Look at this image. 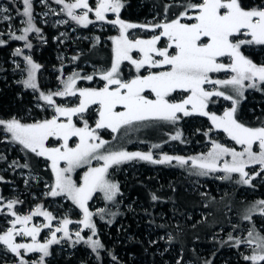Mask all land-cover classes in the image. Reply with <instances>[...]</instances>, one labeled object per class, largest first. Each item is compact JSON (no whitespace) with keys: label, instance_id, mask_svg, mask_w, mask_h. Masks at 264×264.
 I'll list each match as a JSON object with an SVG mask.
<instances>
[{"label":"snow or ice","instance_id":"obj_1","mask_svg":"<svg viewBox=\"0 0 264 264\" xmlns=\"http://www.w3.org/2000/svg\"><path fill=\"white\" fill-rule=\"evenodd\" d=\"M21 3L23 11L18 10V14L26 18L22 21L25 26L22 34L12 32L10 38L24 41V47L31 49L29 33L39 35L41 29L34 23L33 0H21ZM55 3L62 5L60 11L77 25L88 27L93 24L89 14L94 13L95 21L117 27L119 35L111 37L110 67L98 73L99 79L104 82L102 87H78V80L91 82L95 75L81 76L74 72L61 81L62 89L48 94L40 92L39 99L54 111L50 119L23 123L15 117L0 118V136L4 137V141L17 144L27 153L50 162L54 181L48 186L47 195L64 197L82 213V219L78 221L65 215L54 226L56 217L42 206L22 215L16 210L21 201H5L0 196V214L12 217L8 220L10 226L0 233V245L18 258V264H45L50 246L71 239L69 225L73 223L83 227L75 231L76 239L72 243L83 242L99 258V250L104 245L99 239H93L97 235L93 217L98 215L103 219L107 209L93 212L89 202L97 194H102L104 201L116 203L120 187L109 179V169L113 166L137 159L152 164L176 161L180 166L191 162L194 175L208 176L222 172L225 175L221 179L231 180L232 174H238L237 184L254 187L252 180L264 174V125L247 126L239 122L236 113L246 89L264 91V64L258 65L242 51L244 46H264V0L258 3L253 0L250 5L243 0H176L165 5L163 21L147 24L127 23L121 19L120 12L124 7L121 0H95L94 5L89 0H55ZM172 8L180 10L169 18L168 12ZM8 12L9 8L0 7V19L10 21L12 17L6 14ZM108 13L114 14L115 18L109 19ZM136 28L153 34L147 39L130 38L127 30ZM161 41L165 42L164 46H159ZM6 43V40L0 39V45ZM14 55H22V49L17 48ZM23 59L27 65V79L22 81L23 86L37 90L36 73L41 65L29 55H24ZM124 62L134 68L135 75L130 79L123 76L121 66ZM218 73L230 75L224 79L214 78L213 74ZM53 97H76L78 103L72 107L62 106L56 104ZM214 97L231 101L232 106L222 115L209 112L208 107L215 102ZM93 110L97 117L94 127L90 126L86 117ZM192 116L210 120L212 128L204 133L205 136L212 129L219 130L241 150L212 140L211 149L206 154L188 158L165 154L157 159L152 152L107 151L105 145L108 141L102 139L98 132L110 130L118 133L122 128L145 126L152 122L175 125L181 119ZM74 117L77 118L75 121ZM77 121L82 126H78ZM181 135L177 132L171 140H180ZM159 147V144L152 145V148ZM93 161H97L98 166H93ZM18 166L28 167L27 164ZM250 166H259V170L246 171ZM78 169H85L79 181L73 178ZM0 182H3V177H0ZM157 199L153 194L152 200ZM110 215L115 216L116 213L111 212ZM254 215L264 217V199L246 209L242 219L252 221ZM34 217H43L46 223L34 224ZM44 229H48L50 235L41 243L37 237ZM84 229L90 230L92 235L85 238L81 234ZM58 233H62V237H58ZM18 236L30 237L31 242L17 243ZM228 240L236 247L244 244L251 248V255H243L245 261L250 264L264 262V234L255 225L247 231L246 237H233L229 233ZM25 253H38L39 256L28 260ZM112 259L116 260V257L112 256ZM206 264H211V261H206Z\"/></svg>","mask_w":264,"mask_h":264},{"label":"trees","instance_id":"obj_2","mask_svg":"<svg viewBox=\"0 0 264 264\" xmlns=\"http://www.w3.org/2000/svg\"><path fill=\"white\" fill-rule=\"evenodd\" d=\"M8 2L11 3L15 11H20L19 2L16 0ZM122 2L124 8L120 17L123 20L134 24H147L153 20V23L163 21L165 5L174 3L176 0H122ZM243 2L250 5L253 0H243ZM256 2L258 3L259 0ZM179 10L178 8L170 9L168 17L173 18ZM34 23L41 29V33L39 35L29 33V42L32 44V48L25 49H28L33 60L41 65L38 74L39 89H44L43 73L51 76V80L57 85L59 80L58 82L55 80V74L52 71L55 70L56 74L58 76L60 74L62 77V75H68L74 68L78 69L81 76L95 75L93 82H80V86L83 84L85 87L98 88L97 81L100 80L98 73L109 68L112 61L111 33L100 32L92 28L85 29L92 32L90 41L72 45L67 60L62 61L57 58L59 49L54 42L53 33L40 23L36 21ZM115 35L113 33L112 37ZM15 44V41H9L7 44L0 45V117L10 119L21 116L27 109H31L36 117L43 119L46 115L37 108V104L46 107L45 113L54 114L53 109L49 110L46 102L39 99L38 93L32 92L30 88H25L21 81L11 77L13 70L9 61L14 56ZM242 51L258 65L264 64V46H244ZM73 57L78 59H73ZM16 58L21 57L17 56ZM86 64H92L95 67L94 71L89 70ZM122 73L124 78L128 75H135L133 69L123 70ZM213 99L215 102L209 104L208 111L221 115L226 108L223 105L224 101L222 98ZM95 117L96 113L91 112L88 117L90 123H93ZM236 118L239 122L250 127L264 125V91L248 90L236 113ZM152 123L138 126V129H143L142 140L146 144L130 146L125 150L186 156L188 155L186 150H192L189 154L194 155L198 153L199 148L210 145L212 140L222 141L215 136L216 133L213 129L208 136L204 135L212 128L207 117H185L175 125L162 123L164 125L159 127L154 136L145 131L151 128L147 126ZM177 132L182 134L181 139L171 140V136ZM7 143L13 144L4 141L0 142V145H7ZM154 144H159L160 147L152 148ZM170 147L178 152L173 153ZM0 157H4V159H0V176H3V182H0V194L3 196L10 192L5 179L11 177L10 173L13 170L37 175L43 185L53 183V174L49 165L43 163V158L27 153L22 150L21 146L18 150L14 147L11 153L0 154ZM136 161L126 163L120 167L118 175L112 176L120 184L121 193L118 205L121 208L122 216L109 226L108 236L110 238L100 232V241L104 247L99 258H93L94 254H89V250L78 246L71 250L72 254L70 255L63 251H53L46 258L45 264H108L104 257L106 254H109L112 264H178V261L179 264H206V261H211V264H250L249 261L243 259V255H245L242 251L243 244L236 247L228 239L217 240L215 237L222 229L227 234L231 233L233 237H237L236 228L234 231L233 228L230 229L231 231H227V217L230 213H240L238 225L241 226L243 214L240 209H237V205L242 207L253 203L250 198L252 195L244 196L247 199L243 202L241 201L242 186L230 189L228 186L231 182L226 180L218 182L211 177L201 179L203 182L196 186L194 179L198 177L180 169L175 162L152 164L138 159ZM13 162L16 163L13 164ZM130 163H136L133 169L129 168ZM23 164H27L28 167L18 166ZM2 170H7V172ZM12 177H15V174H12ZM13 185H19L22 188L21 183ZM23 190L27 191L26 195H30L31 189L23 188ZM224 191L226 192L224 193ZM261 192H263L262 188L257 187L256 193ZM153 194L158 197L155 201L152 200ZM257 198L262 200L264 196ZM47 201L48 199L39 201V206L44 207ZM21 202L19 203L21 207L32 208L31 200L27 199ZM67 203L69 204V202ZM234 203L236 204L233 205ZM124 204L131 205L133 210L131 212L122 211ZM109 221L110 219L105 220V225L109 224ZM210 223L212 227L208 226ZM112 256H115L116 260H113ZM5 258L0 259L5 260Z\"/></svg>","mask_w":264,"mask_h":264},{"label":"rangeland","instance_id":"obj_3","mask_svg":"<svg viewBox=\"0 0 264 264\" xmlns=\"http://www.w3.org/2000/svg\"><path fill=\"white\" fill-rule=\"evenodd\" d=\"M8 1L9 0H0V7L9 8V12L6 14L12 17V19L10 21H3L2 19H0V33H3V35L0 36V39L6 40L7 43L9 41H15L16 42L15 50L17 48L22 49V55H20L21 58L18 59V58H16L17 56L14 55L13 57H11L12 59L9 61L10 67L13 70L11 72V77H14V79H16L17 81L22 82L24 79H27V73H26L27 65L23 59V56L29 55L32 57V54L28 49H25V47H24L25 42L24 41H17V40H13L10 38V33H12V32H14L16 35L22 34L21 30L25 26L22 23V21L25 19V17H22L21 15H19L18 12L13 9L11 3ZM16 2H19V5H18V7L20 9L19 12H22L23 11V5L21 3V0H16ZM66 2H71V0H66ZM121 2H122V0H121ZM89 3L94 5L95 0H89ZM122 4H123V2H122ZM15 5H17V4H15ZM61 8H62V5L56 4L55 0H33L34 21H36L37 23H40L42 26L47 27L49 29V31L53 33L54 42L58 45V49H59V52L57 55L58 56L57 58L59 60H62V61L67 60L68 52H69V50H72V45L77 44L79 42H89L90 41L92 32H89L88 30H85V29L92 28L93 30H97L100 32L111 33L110 37H112L113 33L116 34L115 36L119 35V30L117 27H113L112 25L107 24L105 22L95 21L94 13L89 14V18L92 19L94 21V23L89 25L88 27H83V26L77 25L74 21H71L70 18L67 17V15L65 13L60 11ZM123 8L121 9V11L123 10ZM120 14H121V12H120ZM107 16L109 19L115 18L114 14H112V13H108ZM65 20H67L68 23H60L61 21H65ZM153 22H154V20L150 21V23H153ZM127 23H129V22H127ZM62 33H63V35H61ZM127 34L129 35L130 38L147 39V38H150L153 33L151 31H148V30H142L140 28H136V29H128ZM164 43H165L164 41H161V44L159 46H164ZM69 44H71V45H69ZM134 55L138 56L139 54L134 53ZM225 62H227L226 58H225ZM35 63H37V62H35ZM17 65H19V67H17ZM86 65L88 66L89 70L94 71L95 67L92 64H86ZM121 68H122V72H123V70H127V71L131 70V69L134 70L133 66H131L127 62H124V64H122ZM40 70H41V67L36 73V83L38 86L37 90H33L30 88L32 90V92L34 91L36 94L37 93L40 94V92H44L45 94H48L49 92H55L57 90L62 89L63 85H62L61 81L66 79L68 76L72 75L74 72H79L77 68L76 69L74 68V69H72L71 72H69L68 75H62V77H61L60 74H59V76L56 74L55 70L52 71V73L55 74V80L57 82L59 80V83L57 85H55L54 82L51 80L52 79L51 76L47 75V73H43L44 76H43L42 84L44 85V89L40 90L39 89L40 83H39V79H38V74H39ZM142 72H143V70H142ZM144 74H146V73H144ZM228 75H230V74H227V73L213 74L214 78H219V79L227 78ZM58 77H59V79H58ZM131 77L132 76L128 75V77H125V79H130ZM80 82H87V81H85V80H78L77 81L78 87H85V85H83V84H82V86H80L79 85ZM97 82H98L97 83L98 88L103 86V83H104L103 81L99 80ZM222 90L227 91L228 89H222ZM248 90H252V89H246L245 90L244 96L242 98H240V102L237 105V111L239 110L242 101L245 99L246 92ZM179 98L180 97H177V99H179ZM214 98L221 99L219 97H214ZM53 99L56 101V104L62 105V106H67V107L75 106L76 103H78L76 97H53ZM60 99H62V100L60 101ZM222 100L224 101L223 105L226 106L225 110L232 106L231 101L224 100L223 98H222ZM61 102H63V103H61ZM37 108L40 111H43V113L46 115L45 117L43 116L44 117L43 119H50L54 115V114L50 115L48 113H45V110H46L45 106L37 104ZM48 109L51 110L52 108L48 107ZM91 112H95V111L93 110ZM91 112L86 114L87 118L91 115ZM0 118H3V117L1 116ZM15 118L21 120V122H23V123H32L35 121L43 120V119H40L39 117H36V115L33 113V111L31 109H27L24 113L21 114V116H17V117L15 116ZM96 118L97 117H95V119L93 120V123H90V121H89L90 126L94 127ZM73 119L75 121L77 118L74 117ZM77 122H78V126H82V123H80L79 121H77ZM163 125L164 124H162V122H155V123L149 124L147 127H151V128L146 129L145 131H146V133L152 134L154 136L157 134L159 127H162ZM138 126L139 125H133L131 127H128L127 129L122 128L120 130V132H118V133H112L110 130H98L101 138L108 141V143L105 145V150H107V151H121V150L127 151L125 149L130 147V146L145 145L146 142L142 140V138H143L142 136L144 135V134H142L143 129H138ZM213 131L216 133L215 136H217L218 138H220L222 140V141H217V142L222 143L227 147H235L237 149V151L241 150L240 146L235 145V143L233 141H231L227 137L226 134L222 133L219 130H215V129H213ZM113 137H115V139ZM0 138H1L0 141H4L3 136H0ZM5 142H10V141H5ZM8 144L9 143H7V145H2V144L0 145V151H1L0 154L11 153L13 151L14 147L17 150L19 149V145H17V144H14V143L12 145H10V144L8 145ZM54 144H55V142H53V145ZM210 149H211V144L206 146L205 148L204 147L199 148L198 153L194 154V155H191L192 153L189 154V152H192V150H186L185 152L188 155L183 156V157L188 158V157L199 156L201 154H206L208 151H210ZM102 151H104V150H102ZM171 151L173 153L178 152L173 147L171 148ZM128 152H133V151H128ZM139 152H141V150ZM152 153H153L154 158H157V159L160 158L161 156L167 154V153H164V154L161 153L160 154V153H154V152H152ZM167 155H169V154H167ZM170 156H178V155H170ZM225 159L230 160L231 158L226 157ZM134 161H136V160H134ZM44 162L47 163L49 165V168H50V162L47 161L45 158H43V163ZM130 162H132V161H130ZM172 162H175L177 167L186 171L190 175H192L194 177H198V178L194 179V185H196V186H197V184H200L203 182V180H201L203 178L206 179V178L211 177L212 179L217 180L218 182H221L222 180H226V179H221V177H223L225 175L222 172L210 173L208 176H198V175L192 174L191 162H189V164L185 165V166L178 165V163L176 161H172ZM92 163H93V166H98L97 161H93ZM99 163H102V162H99ZM126 163H129V162H126ZM126 163H123L119 166H113L112 168H110L109 169V179L119 184V182H117L114 179V177H112V176L114 174L118 175L120 173V170H121L120 167L124 166ZM135 164L130 163L128 166H129V168L133 169V167H135ZM221 164H222V161H221ZM0 169H1V166H0ZM84 170L85 169H78L77 172L73 174V178L76 179L77 181H79V176L82 175ZM254 170H259V166H250L249 168L246 169V171H249L250 173L253 172ZM3 172H7V170H4ZM10 174H11V177L8 178L7 180L5 179V182L7 183L8 189L10 190V192L6 196H3L1 194H0V196H3L5 201H7V200L23 201V200H27V199L32 201V208H30V209H25V208L21 207V205L18 203L16 205V210L19 214H22V215L28 214L30 211H32L37 206H39V201L48 199L47 203L44 205L43 208L47 211L52 212L53 215L56 217V219L53 221L54 226H56L58 224L59 220L64 218L65 215H67L68 218L73 220V221H78V220L82 219V213L80 212L79 209L75 208V206L72 205L71 201H68L64 197H51V196L47 195V193L49 191V187H48L49 185H43L42 180L37 175H33L30 173H24V171H16V170H13L12 173H10ZM12 174H15V177H12ZM0 177H3V176H0ZM237 179H239L238 174H232V179L226 180V181L231 182V184L228 186L230 189H235V188H238L239 186L243 187V191L241 194L242 195L241 201H243V202L246 201L247 198L244 196H247V194L252 195V196H250V198H252L253 203H250L248 205H244L242 207L237 205V209H240L242 211V214H244L246 209H248L249 207L254 205L256 201L260 200L257 197L264 196V174H262V176H260V177H257L256 179L252 180V185H254V187L248 186V185H243V184L239 185L235 182ZM15 183H21L22 188H20L19 185H13ZM9 184H11V185H9ZM119 187H120V184H119ZM257 187H261L263 192L256 193ZM23 188L31 189L30 195L29 194L26 195L27 191L25 192L23 190ZM225 192L226 191H224V193ZM120 193H121V188H120ZM119 196H120V194L117 196L115 204L104 201V199L102 198V194H97L94 197V199L89 202L90 210L93 212H96L100 208L107 209V212L105 213L103 219H101L100 216H98V215L93 217L94 223L96 224V231H97V235L94 236L93 239H99L100 240V232H103L106 234V236H108L109 226L111 224L115 223V221H117L118 218L119 219L121 218L122 212H121L120 206L118 205V202H120ZM122 201H123V199L121 200V202ZM67 202H69V204ZM235 204L236 203H234L233 205H235ZM122 207H123V205H122ZM132 210H133V207L131 205H125L124 204L122 211L131 212ZM111 212H115L116 215L115 216L110 215ZM132 213L134 214V212H132ZM239 214L237 212L229 214V216L227 217L228 218L227 231L230 230L231 228H233V226L235 225L236 226L235 227L236 228L235 234L237 235V237L243 238V237L247 236V231L249 229H251L253 227V225H255V228L261 234H264V217H261L259 215H254L252 221H245L242 219V225L239 226L238 225ZM9 219H12V217L7 216L5 214H0V233H2L4 230L7 229V227L10 226L8 224ZM108 219H110L111 222L109 224L105 225L104 222H105V220L108 221ZM32 223L42 225L43 223H46V221L44 220L43 217H34ZM101 224H104V225H101ZM208 226L212 227V224L210 223V225L208 224ZM82 227H83L82 225H79L77 223L70 224L69 225V231L71 233V239L70 240H62L60 244H54V245L50 246V250H49L50 255L55 250H58L59 252L63 251L65 253H68V255H70V254H72L71 250H73L75 247L82 246V247L86 248L87 250H89L88 251L89 254L91 253L92 255L93 254L95 255V257H93V258H97V254L92 252L91 248L88 245L84 244L83 242H80L77 244L72 243V241L76 239L75 235H74L75 231L79 230ZM233 231H234V229H233ZM219 232H220V233H218L219 235H216L215 239H217V240L228 239L229 234H227V232H225V230L222 229ZM81 234L84 235L85 238H87V236H89V235H92L91 231L88 229H84V231ZM49 235L50 234H49L48 229H44L41 232V234L37 237V239L39 242L43 243V242H45V240L47 238H49ZM57 236L62 237V233H58ZM108 237L110 238V236H108ZM16 242L17 243H30L31 238L18 236V237H16ZM3 249H4V251L6 250L5 246L0 245V258L4 259L6 257L5 260L0 259V262H1L0 264H18V258L10 252L5 251V253H4ZM102 250L103 249L99 250V254L101 253ZM242 251L245 255H251L252 254L251 248L248 247L247 245H244L242 247ZM24 256H25V259L35 260L38 258L39 254L38 253H25ZM48 257H46V258H48ZM104 257L107 259L108 264H112V261H111V258L109 257V254H106ZM46 258H45V260H46Z\"/></svg>","mask_w":264,"mask_h":264}]
</instances>
